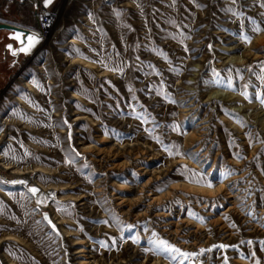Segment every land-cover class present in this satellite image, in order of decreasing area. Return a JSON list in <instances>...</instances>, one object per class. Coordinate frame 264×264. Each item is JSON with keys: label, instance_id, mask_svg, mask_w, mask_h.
Returning <instances> with one entry per match:
<instances>
[{"label": "rangeland", "instance_id": "1", "mask_svg": "<svg viewBox=\"0 0 264 264\" xmlns=\"http://www.w3.org/2000/svg\"><path fill=\"white\" fill-rule=\"evenodd\" d=\"M0 4V264H264V0Z\"/></svg>", "mask_w": 264, "mask_h": 264}, {"label": "snow or ice", "instance_id": "2", "mask_svg": "<svg viewBox=\"0 0 264 264\" xmlns=\"http://www.w3.org/2000/svg\"><path fill=\"white\" fill-rule=\"evenodd\" d=\"M53 3H54V0H43V4H44L45 7H48V6L52 5ZM66 3L71 6L74 3V0H66ZM262 6H264V5H262ZM117 15H119V12H117ZM89 18H92V14L91 13H89ZM254 31L259 32L260 29L257 27L256 29H254ZM23 35L24 34L21 33V32H15L12 35L13 39L18 40V41L21 42V47L18 50H13L12 49V45L11 44L8 45V48L10 50H12L13 56L17 55V51L21 52V53H24V54H29L41 42V37L39 35L33 33V34L27 35L26 43H25V41L21 39V37ZM242 39L247 43V42H249L251 40V37L245 35V36L242 37ZM208 49L211 50L212 49V45H208ZM184 50L188 51L187 47H185ZM136 59L139 60V57H137ZM104 66L107 67V65H104ZM112 70L113 71H119L121 73H123V71H124L123 68L112 69ZM261 70H262V72H264V65H262V69ZM229 71H231V69H229ZM237 71H239V70H237ZM260 79H261V82L264 83V75H262L260 77ZM228 86L231 87V81H229V85ZM244 97H245V99L248 98L246 93L244 94ZM256 98L258 100H260L261 104H264V94L257 93ZM63 123L67 124L68 127L71 128V124L68 122L67 119H65L63 121ZM174 130H177V128L175 126H174ZM68 138L71 139V132L68 133ZM262 143H264V141H262ZM73 151H75V149H73ZM164 151L168 152L169 155L172 154L171 150L168 149L167 147L164 148ZM177 154H179V153H177ZM77 155H79V153H77ZM67 162L71 163V161H67ZM185 171L189 172L191 170L186 169ZM185 178L186 179H196L197 182H200V181H205L206 182V177L200 175L199 173H195V172H193L190 177L186 176ZM11 182L12 183H20V184H26L27 183V181H25V180H13ZM208 186L211 187L212 185L209 183ZM29 191L33 195H36L40 190L38 188H36V187H31L29 189ZM43 202H44V198L43 197L37 200V204L38 205L42 204ZM189 214L191 215V213H189ZM44 219L48 221V223L52 226L53 230H56V225L52 222L51 219H49L47 214L44 215ZM201 219H203V218L201 217ZM105 223H106V221H105ZM153 236H157V234L153 233ZM150 243L153 244V248H154L155 251H164L169 256H171L172 259H175V255H173V254H178V255L184 257L185 259H188L191 256L196 255V253L181 252L180 249H178L174 245L170 244L167 240H162V239H159L158 237H157V239H155L154 241H151ZM249 243H251V241H249ZM262 243H264V242H262ZM219 247L226 248V247H228V245L223 244V245H219ZM150 251H153V249H144L145 253H148ZM225 264H227V258H225Z\"/></svg>", "mask_w": 264, "mask_h": 264}, {"label": "water", "instance_id": "3", "mask_svg": "<svg viewBox=\"0 0 264 264\" xmlns=\"http://www.w3.org/2000/svg\"><path fill=\"white\" fill-rule=\"evenodd\" d=\"M1 32L9 33L7 39L16 42V46L15 47H14V43L13 42H10L9 44H7V45L4 46L3 55L6 56V54L8 52L9 56L12 58V62L10 64V66H14V65L18 64V58H19V56L21 54V52H18L17 51V55L13 56L12 50H10L8 48V45H10V44L12 45V49L13 50H18L21 47V42L12 38V35L15 32H21V33L24 34L21 37V39L24 40L25 43H26V37H27V35L33 34V33H35V34H37V35H39L41 37V42L44 39L43 38V35L40 34V33H38V32H36V31H32V30H29L27 28H23V27H21L19 25H15V24H11V23H3V22H0V33Z\"/></svg>", "mask_w": 264, "mask_h": 264}, {"label": "built area", "instance_id": "4", "mask_svg": "<svg viewBox=\"0 0 264 264\" xmlns=\"http://www.w3.org/2000/svg\"><path fill=\"white\" fill-rule=\"evenodd\" d=\"M1 9L2 4H0V22L7 23L6 21H3L1 19ZM33 15L36 18L37 26H36V32L44 35L46 33L48 24H49V18L50 14L45 9H40V11L33 12Z\"/></svg>", "mask_w": 264, "mask_h": 264}, {"label": "bare ground", "instance_id": "5", "mask_svg": "<svg viewBox=\"0 0 264 264\" xmlns=\"http://www.w3.org/2000/svg\"><path fill=\"white\" fill-rule=\"evenodd\" d=\"M28 1L33 2V3L36 2V0H28ZM75 60H76V59H75ZM78 60H79V59H78ZM79 61H80V60H79ZM72 63H73V62H72ZM26 87H27V88H30V86L27 85V84H26ZM24 172H25V170H24ZM15 174H20V175L14 177V178H12V180H9V181H13V180H25V181H27V183H26V184H21V185H31V186L29 187V189H30L31 187H36V188L40 189V186L36 185L35 183H32V181L30 180L31 178H30L29 176H26L27 173H15ZM16 184H20V183H16ZM201 190H202V189H201ZM45 211H46V210H45Z\"/></svg>", "mask_w": 264, "mask_h": 264}, {"label": "crops", "instance_id": "6", "mask_svg": "<svg viewBox=\"0 0 264 264\" xmlns=\"http://www.w3.org/2000/svg\"><path fill=\"white\" fill-rule=\"evenodd\" d=\"M28 1V0H27ZM36 2L38 3V0H36ZM8 23L10 22V21H7ZM11 23V22H10ZM11 24H14V23H11ZM19 26H21V27H23V25H19ZM8 34L9 33H6V32H1L0 33V46H1V43H3V41H5V39L8 37ZM10 43V42H9ZM8 43V44H9ZM4 44V43H3ZM7 45V44H6ZM3 48H4V46H3ZM0 57L2 58V61H4L3 59V57L1 56V54H0Z\"/></svg>", "mask_w": 264, "mask_h": 264}, {"label": "flooded vegetation", "instance_id": "7", "mask_svg": "<svg viewBox=\"0 0 264 264\" xmlns=\"http://www.w3.org/2000/svg\"><path fill=\"white\" fill-rule=\"evenodd\" d=\"M7 60H8V59H7ZM10 60H11V59H10ZM10 63H11V61H10V62L8 61V65H10Z\"/></svg>", "mask_w": 264, "mask_h": 264}]
</instances>
